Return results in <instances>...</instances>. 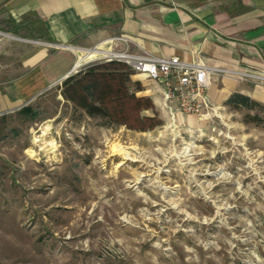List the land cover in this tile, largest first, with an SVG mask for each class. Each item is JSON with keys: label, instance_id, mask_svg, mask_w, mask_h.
<instances>
[{"label": "rangeland", "instance_id": "374dc122", "mask_svg": "<svg viewBox=\"0 0 264 264\" xmlns=\"http://www.w3.org/2000/svg\"><path fill=\"white\" fill-rule=\"evenodd\" d=\"M125 65L109 117L62 85L0 117V264H264V106L189 123Z\"/></svg>", "mask_w": 264, "mask_h": 264}, {"label": "crops", "instance_id": "0c3cea01", "mask_svg": "<svg viewBox=\"0 0 264 264\" xmlns=\"http://www.w3.org/2000/svg\"><path fill=\"white\" fill-rule=\"evenodd\" d=\"M114 36L135 54L264 72V0H0V117L61 86ZM137 75L163 112L158 85ZM207 92L211 107L234 92L264 105V84L231 73L211 74Z\"/></svg>", "mask_w": 264, "mask_h": 264}, {"label": "built area", "instance_id": "2783aa9c", "mask_svg": "<svg viewBox=\"0 0 264 264\" xmlns=\"http://www.w3.org/2000/svg\"><path fill=\"white\" fill-rule=\"evenodd\" d=\"M120 43L124 44L122 49L118 47ZM105 45L107 47L95 45L87 50V54L96 52L107 61L123 62L136 74L158 85L165 106L185 115L206 116L210 113L212 107L207 90L211 74L231 73L241 80L264 84V72L249 68L230 70L199 60L186 61L177 55L162 57L132 53L124 36H114Z\"/></svg>", "mask_w": 264, "mask_h": 264}, {"label": "trees", "instance_id": "16d2710c", "mask_svg": "<svg viewBox=\"0 0 264 264\" xmlns=\"http://www.w3.org/2000/svg\"><path fill=\"white\" fill-rule=\"evenodd\" d=\"M125 65L124 63H119L116 61H109L106 65L100 66H91L86 71L79 72V78L74 75H69L62 83V94L69 100L74 101V98L68 94L66 91L71 89V91L75 94L77 93V89L79 86V108L85 111V113L90 117L102 116L109 117L111 113H113L114 108H108L106 105V95L114 94V96H118V94L122 91V87L113 85L114 79H116V74L114 71H117L118 67H111L110 65ZM128 67L127 65H125ZM100 68V70H98ZM129 68V67H128ZM130 69V68H129ZM131 70V69H130ZM108 77L111 79V82H108L104 85H100L96 76ZM65 88V89H64ZM226 105L232 107L235 110H252L255 107L264 106L246 95L234 92L232 93L225 102ZM151 104L146 106V108H151ZM24 109V108H23ZM110 109H113L110 111ZM250 117L246 121L254 120L256 121L258 118L256 116Z\"/></svg>", "mask_w": 264, "mask_h": 264}, {"label": "bare ground", "instance_id": "6f19581e", "mask_svg": "<svg viewBox=\"0 0 264 264\" xmlns=\"http://www.w3.org/2000/svg\"><path fill=\"white\" fill-rule=\"evenodd\" d=\"M89 54H95L96 55V52H90L88 54L85 55V57H83V60L89 55ZM81 60L78 61L77 64H80ZM84 62V61H83ZM36 141V140H35Z\"/></svg>", "mask_w": 264, "mask_h": 264}]
</instances>
